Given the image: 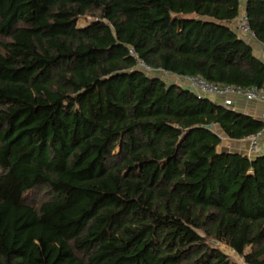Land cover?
Instances as JSON below:
<instances>
[{
    "label": "trees",
    "instance_id": "trees-1",
    "mask_svg": "<svg viewBox=\"0 0 264 264\" xmlns=\"http://www.w3.org/2000/svg\"><path fill=\"white\" fill-rule=\"evenodd\" d=\"M239 11L0 0V264H236L210 241L264 264V153L218 150L264 122L160 75L264 86ZM245 12L264 42V0Z\"/></svg>",
    "mask_w": 264,
    "mask_h": 264
},
{
    "label": "built area",
    "instance_id": "built-area-1",
    "mask_svg": "<svg viewBox=\"0 0 264 264\" xmlns=\"http://www.w3.org/2000/svg\"><path fill=\"white\" fill-rule=\"evenodd\" d=\"M236 33L249 43L258 41L255 33L249 26L246 12L241 13L236 20ZM261 54L264 55V44H262L261 47ZM130 55L136 57L132 51H130ZM139 65L147 74H160L159 71L152 70L142 62H139ZM160 75L175 84L190 89L197 96L217 99L219 101L218 103L226 108H232L236 99H243L245 102L249 103L264 104V86L242 88L236 85L211 83L206 81L202 76L179 77L167 73H161ZM261 121L264 122V113L261 114ZM262 139H264V131L249 137V149L246 151L247 154L255 156L264 153V147L260 146V141H262Z\"/></svg>",
    "mask_w": 264,
    "mask_h": 264
},
{
    "label": "crops",
    "instance_id": "crops-1",
    "mask_svg": "<svg viewBox=\"0 0 264 264\" xmlns=\"http://www.w3.org/2000/svg\"><path fill=\"white\" fill-rule=\"evenodd\" d=\"M245 6H246V0H240V11L239 15L243 12H245ZM238 15V17H239ZM237 17V18H238ZM237 20V19H236ZM236 20L233 21L229 27L236 33ZM237 34V33H236ZM241 38V37H240ZM248 46L251 47L254 54L258 57L259 60L264 62V55L261 54V47L264 42L257 41L254 43H249L245 41L243 38H241ZM213 102H219L217 99L209 98ZM233 110H235L238 113H241L243 115H246L251 118H256L261 120V114L264 113V104L261 103H249L245 102L243 99H236L234 101ZM227 145H230L231 152H237L242 154L241 152H246V141L240 140V141H232L229 140V142L226 143ZM226 145V146H227ZM262 147H264V139H262Z\"/></svg>",
    "mask_w": 264,
    "mask_h": 264
},
{
    "label": "rangeland",
    "instance_id": "rangeland-1",
    "mask_svg": "<svg viewBox=\"0 0 264 264\" xmlns=\"http://www.w3.org/2000/svg\"><path fill=\"white\" fill-rule=\"evenodd\" d=\"M92 22L91 18H81L77 24V28H82L87 26L89 23ZM215 132H217L214 129ZM219 133V132H217ZM221 138V145L219 146L218 150L219 151H231V149L229 148L230 145H227L226 143L229 142V139L225 138L224 136L220 135ZM246 141L247 147H246V151L249 149V141L248 138L244 139ZM227 145V146H226ZM260 146H262V141H260ZM242 155L246 156L247 158H252L254 157V155H250L247 154V152H241ZM41 200V195L39 194L38 198H36L35 201H40ZM201 236H203L201 233H199ZM213 247L218 248L220 251H222L224 254H226L229 259L236 263V264H243V261L240 257H238L236 254H234L230 249H228L226 246L220 244V243H213V242H209Z\"/></svg>",
    "mask_w": 264,
    "mask_h": 264
},
{
    "label": "water",
    "instance_id": "water-1",
    "mask_svg": "<svg viewBox=\"0 0 264 264\" xmlns=\"http://www.w3.org/2000/svg\"><path fill=\"white\" fill-rule=\"evenodd\" d=\"M205 129L208 131H211L212 128H211V126H206Z\"/></svg>",
    "mask_w": 264,
    "mask_h": 264
}]
</instances>
